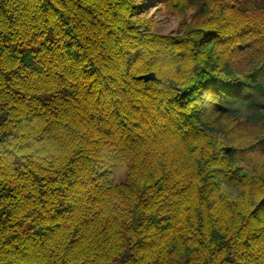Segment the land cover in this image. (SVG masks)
Masks as SVG:
<instances>
[{
    "label": "trees",
    "instance_id": "1",
    "mask_svg": "<svg viewBox=\"0 0 264 264\" xmlns=\"http://www.w3.org/2000/svg\"><path fill=\"white\" fill-rule=\"evenodd\" d=\"M153 1L0 0V264H264V0Z\"/></svg>",
    "mask_w": 264,
    "mask_h": 264
},
{
    "label": "rangeland",
    "instance_id": "2",
    "mask_svg": "<svg viewBox=\"0 0 264 264\" xmlns=\"http://www.w3.org/2000/svg\"><path fill=\"white\" fill-rule=\"evenodd\" d=\"M135 3H145L147 0H133ZM158 5H162L157 0L153 1V5L151 7L148 6V9L144 12V15L141 17L144 19H151L155 22V30L161 34H172L175 33L179 26V19L181 18L180 14H175L172 17H167L165 14V7H159ZM237 133H240L237 132ZM259 164L255 162V164ZM113 174L114 179L118 184H122L127 180V170L124 164H115L113 166Z\"/></svg>",
    "mask_w": 264,
    "mask_h": 264
},
{
    "label": "water",
    "instance_id": "3",
    "mask_svg": "<svg viewBox=\"0 0 264 264\" xmlns=\"http://www.w3.org/2000/svg\"><path fill=\"white\" fill-rule=\"evenodd\" d=\"M139 80L150 82V81H156L157 77L154 73H152V74H148V75L140 77Z\"/></svg>",
    "mask_w": 264,
    "mask_h": 264
}]
</instances>
